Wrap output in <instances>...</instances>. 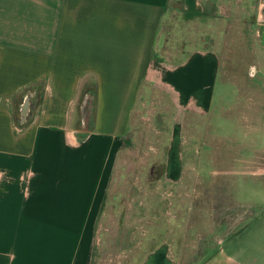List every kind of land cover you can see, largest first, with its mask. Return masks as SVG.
Segmentation results:
<instances>
[{"label":"crops","instance_id":"1","mask_svg":"<svg viewBox=\"0 0 264 264\" xmlns=\"http://www.w3.org/2000/svg\"><path fill=\"white\" fill-rule=\"evenodd\" d=\"M170 1L0 0V264L88 260L82 234L95 229L147 86L166 87L184 114L210 107L213 52L173 63L154 57ZM243 1L184 3L188 11L216 5L222 12ZM248 1L264 46V0ZM172 158L180 167V153ZM251 242L249 255L234 247L237 264H264V240Z\"/></svg>","mask_w":264,"mask_h":264},{"label":"rangeland","instance_id":"2","mask_svg":"<svg viewBox=\"0 0 264 264\" xmlns=\"http://www.w3.org/2000/svg\"><path fill=\"white\" fill-rule=\"evenodd\" d=\"M186 9L184 0L168 3L154 57L173 63L188 52H213L210 107L184 114L166 87L147 86L95 229L82 234L89 258L81 264H237L235 248L249 255L251 241L264 240V46L255 13L248 0L222 12Z\"/></svg>","mask_w":264,"mask_h":264}]
</instances>
